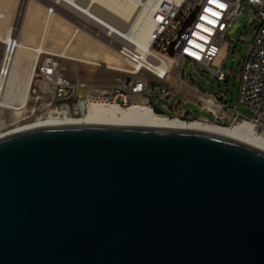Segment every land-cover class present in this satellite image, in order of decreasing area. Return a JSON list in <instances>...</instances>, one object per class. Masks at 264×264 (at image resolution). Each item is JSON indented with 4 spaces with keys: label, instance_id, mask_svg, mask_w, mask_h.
I'll return each mask as SVG.
<instances>
[{
    "label": "water",
    "instance_id": "water-1",
    "mask_svg": "<svg viewBox=\"0 0 264 264\" xmlns=\"http://www.w3.org/2000/svg\"><path fill=\"white\" fill-rule=\"evenodd\" d=\"M0 264H264V148L186 119L0 134Z\"/></svg>",
    "mask_w": 264,
    "mask_h": 264
},
{
    "label": "built area",
    "instance_id": "built-area-1",
    "mask_svg": "<svg viewBox=\"0 0 264 264\" xmlns=\"http://www.w3.org/2000/svg\"><path fill=\"white\" fill-rule=\"evenodd\" d=\"M133 2L137 9L136 16L131 22L120 26L91 10L90 14H87L89 9L79 0L41 1L44 11L40 19V37L35 43L39 48H45L49 44L46 36L53 15H64L63 11L74 15V11H77L88 18L86 21L80 18L83 28L82 24L77 25L95 38L103 39L107 47L117 52L126 69L117 71L122 73L123 77H116L108 89L96 92L85 84L68 81L63 75V68L57 56L41 51L28 86L29 100L47 99V107L44 109L50 113L64 111L68 116L82 115L91 104H110L119 108H148L156 116L179 122H185V119L187 123L209 122L206 118H189L184 105V95L179 92L178 86L185 84L195 91L194 81L192 78L183 80V70L180 66L182 61L187 60L188 63L205 69L216 81L223 82L225 76L222 66L227 47L225 38L235 27L234 20L241 13L242 4L246 3L254 8L252 22L256 21L257 30L241 62L236 105L233 108L228 107L222 101L221 93L215 97L196 95V101L201 110L210 114L220 124L223 122V113L226 112L229 115L226 126L247 122L258 134L264 136V0H216V3H209V0ZM217 4L223 7H217ZM205 9H210L217 15H211ZM143 29L146 30L145 42L137 38ZM18 41V37L13 34L3 43L0 63L2 79L6 75V65ZM77 87L86 89L84 97L75 96ZM1 90L0 85V109L4 108L1 103ZM177 93L180 96L171 109L183 107L180 109L183 118L167 117L151 105L152 99H168ZM42 105L44 104H40ZM239 106L250 111V118L238 112ZM39 113L38 117L46 114L45 110H39Z\"/></svg>",
    "mask_w": 264,
    "mask_h": 264
},
{
    "label": "bare ground",
    "instance_id": "bare-ground-1",
    "mask_svg": "<svg viewBox=\"0 0 264 264\" xmlns=\"http://www.w3.org/2000/svg\"><path fill=\"white\" fill-rule=\"evenodd\" d=\"M80 3L97 15L120 26L131 22L137 14L133 0H79ZM71 3V2H70ZM72 5H75L71 3ZM63 6H66L63 4ZM42 5L37 0H0V42L6 43L9 35L19 32V41L6 65V75L0 78L2 105L13 111L14 117H19L29 101L28 86L36 60L41 51L51 53L70 61L86 63L92 66H103L111 71L126 69L124 62L114 49L107 47L103 39H97L88 31H84L78 24L83 23L69 20L64 15L55 14L51 17L47 33V41L55 46V51L49 46L42 48L33 43L31 28L38 9ZM74 16L86 21L88 18L74 11ZM40 35L38 36V38ZM67 37L66 40H63ZM137 38L141 42L146 40V30L143 29ZM37 43V42H36ZM50 44V43H49ZM48 44V45H49ZM55 52V53H53ZM50 121H83L102 123L144 124L170 127H184L185 122L170 120L156 116L148 108L130 106L119 108L110 104H91L80 116H68L64 111L52 112L42 117H36L32 122L15 125L5 132ZM187 128L202 129L227 135L235 139L264 148V136L258 134L254 127L247 122H238L230 126L216 125L210 122L195 121L187 123Z\"/></svg>",
    "mask_w": 264,
    "mask_h": 264
},
{
    "label": "rangeland",
    "instance_id": "rangeland-1",
    "mask_svg": "<svg viewBox=\"0 0 264 264\" xmlns=\"http://www.w3.org/2000/svg\"><path fill=\"white\" fill-rule=\"evenodd\" d=\"M13 1L14 0H11V2ZM37 1L41 4L43 0ZM242 8L241 13L237 15L234 20L233 26L235 27L228 32L225 38L227 47L222 66L225 76L223 82L216 81L205 69L195 64H190L187 60L182 61L180 69L183 70V80L192 78L194 81L193 88L195 89V91L190 90L185 84H180L178 86L179 92L184 95V105L188 111L189 118H206L209 122L217 123L221 126H226L228 123L229 115L226 112L223 113V122L220 124L214 120L210 114L201 110L200 104L196 101V95L215 97L221 93L223 94L222 101L226 103L228 107L233 108L236 105L241 62L249 50L257 30L256 21L252 22L254 19V8L246 3L242 4ZM43 11V8L37 10L33 27L31 28L34 38L32 44H35L38 39L41 28L40 19ZM63 14L65 18L69 20L81 22L80 18L75 17L68 11H63ZM14 35L19 39L18 31H14ZM66 39L67 37L63 38V40ZM49 43V48L51 47L50 49L55 51V46L51 41H49ZM3 49L4 45L0 42V63ZM57 59L63 68V75L68 81L74 84H85L96 92L108 89L114 83L116 77H123L122 73L105 69L103 66H92L82 62L66 60L58 56ZM230 61H233L232 66H229ZM85 92V88L77 87L75 96L84 97ZM179 96V93H177L168 99L155 98L152 99L151 105L154 106L158 112H161L167 117L183 118V114H180V109L183 107H178L176 110L171 109ZM47 101V99L29 100L24 112L17 118L13 116L12 110L6 108L0 109V132L12 128L15 125H23L32 122L33 119L40 115L39 110H45L46 114L50 113L49 110L44 109L47 107ZM40 104L44 105L40 106ZM237 110L243 116L250 118L251 113L248 109L239 106Z\"/></svg>",
    "mask_w": 264,
    "mask_h": 264
},
{
    "label": "snow or ice",
    "instance_id": "snow-or-ice-1",
    "mask_svg": "<svg viewBox=\"0 0 264 264\" xmlns=\"http://www.w3.org/2000/svg\"><path fill=\"white\" fill-rule=\"evenodd\" d=\"M209 3H216V0H209ZM217 7H223L221 4H217ZM206 12H209L211 15H217L216 13L211 12L210 9H205ZM202 19H205V17H202ZM208 23H212V21H207Z\"/></svg>",
    "mask_w": 264,
    "mask_h": 264
}]
</instances>
